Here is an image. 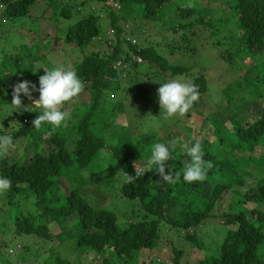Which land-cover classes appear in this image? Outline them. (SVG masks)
Segmentation results:
<instances>
[{"label":"trees","instance_id":"16d2710c","mask_svg":"<svg viewBox=\"0 0 264 264\" xmlns=\"http://www.w3.org/2000/svg\"><path fill=\"white\" fill-rule=\"evenodd\" d=\"M60 1L0 0V37L3 25L32 15L35 6L36 11L41 7L43 21L52 19L48 11L54 7V16L74 18L65 33L51 38L54 43L49 36L38 41L32 34L18 54L0 50V114L2 105L11 102L8 92L13 85L27 80L38 87V75L54 64L47 59L46 49H65L59 35L65 34L63 39L71 50H81V56L66 68L75 70L83 83L78 96L61 108L70 114L64 126L35 128L32 120L38 112L24 113L19 127L11 130L0 123V132L10 134L14 145L2 158L5 163L0 161V177L10 181L9 189L2 192L9 205L8 230L26 240L22 249L10 247L6 225L0 226V264H27V257L40 264H83L80 257L71 260L59 250L70 239L72 249L87 254V264H183V242L203 248L198 232L216 218L223 219L224 236L214 242L216 247L203 248L199 264H264V177L257 175L259 168L249 165L264 154V0ZM216 6L224 11L215 16L212 8ZM109 29L112 36L106 34ZM151 30H161L164 37L157 39L158 32L149 39ZM169 32L178 37L168 41ZM216 46H221L217 56L222 65L249 77L247 91L261 101L260 113L242 116L228 101L220 102L226 121H216L214 127L198 131L201 139H191L199 141L205 153L204 180L187 184L178 178L167 183L153 170L125 182V174L135 176V164L139 170L150 149L143 154L144 149L135 143L140 138L137 135L121 139L117 116L126 112L127 102L154 111L153 96L160 86L155 76L164 82L168 77L183 78L196 86L199 101L209 99L206 68L173 62L170 56L176 51H211ZM27 58L35 65H28ZM119 60L122 65L116 66ZM141 64L146 68H140ZM37 65L38 73H33ZM244 86L235 92L240 93ZM228 87L222 89L221 99L225 100ZM196 112L203 115L200 109ZM104 119L111 139L98 132L99 120ZM155 130L145 134L153 138ZM24 142L29 151L14 150ZM152 143L150 140V147ZM176 154L166 161L165 174L181 171L184 159L189 160L180 148L172 152ZM253 177L257 181L248 184L247 178ZM92 189L104 202L112 200L113 204H98L89 193ZM117 197L123 199L121 204ZM25 203L26 207L34 203V210L25 211ZM66 225L74 230L70 237L64 233ZM7 250L16 255L5 253Z\"/></svg>","mask_w":264,"mask_h":264},{"label":"rangeland","instance_id":"374dc122","mask_svg":"<svg viewBox=\"0 0 264 264\" xmlns=\"http://www.w3.org/2000/svg\"><path fill=\"white\" fill-rule=\"evenodd\" d=\"M67 3H71L70 0H67ZM81 1V0H79ZM86 2H89L88 4H91V2L93 3L92 0H85ZM185 1H189V0H185ZM61 4L66 3V0H61L60 1ZM187 5V4H184ZM36 7L35 6V11L32 12V15L28 16V17H23L21 19H16L14 21L8 22L5 25H3V32H1V37H0V50H8L10 51L9 53H16L18 54V51H22L23 47H21L22 44H24L26 41L30 40V38H32V34H36V38L40 39V37H47L49 36L48 40L51 43H54L55 40H51V38H54L55 35L58 34H62L66 32V27L71 24L72 22H74V18L70 19V20H66L61 18L60 16L57 15H53L55 12V7L53 9H51L50 11H48L49 16L52 17V21L51 20H46L43 21L42 20V9L41 7L37 9L36 11ZM223 7L221 6H216L213 7L212 10L216 15H218L220 12L222 13ZM76 17V16H75ZM59 20V21H58ZM58 21V22H57ZM106 24V23H103ZM53 26H57V30L55 27ZM6 27V28H4ZM107 29V26H103V31H105ZM158 32H160V36L157 37V39H161L162 37H164V34L160 31H154L151 30L149 32H147V34L149 35V39H151V36H155V34H157ZM42 34V35H40ZM167 40L170 41L174 34H171L169 32V34H167ZM52 36V37H50ZM62 36V45L63 48L62 50H54L50 47H48L46 49V52H48V56L47 59L51 60L54 64H60L63 65L64 67H67L70 63H72V61L81 56V50L78 49H72L69 48L70 45L65 43L63 37L64 35H59ZM178 37V35H175L174 38L176 39ZM180 39V38H178ZM45 40V41H48ZM221 49V46H216V49L214 50H204L202 52H198V53H191V52H179L176 51L175 53H173V55L170 56V59L173 62H178L180 64H186V65H192L191 67L193 68L194 66L196 68H201V67H205L206 68V76L208 77V94L207 96L209 97V99L204 100V101H199V98L197 101H199V104L197 106V109L201 110V112L203 113V115H198L196 112V110H191L189 117H186L185 114L183 116H176V117H172V118H167V119H162L161 115H160V107L159 104L157 102V96H155L156 94H154L153 96V105L152 107L154 108V111H143L142 107L141 109H138L137 106L135 105V103H126V112L120 113L117 116V119L115 120V123L117 124L116 128H117V132L118 135L120 136L121 139H131L134 136H138L140 138H136L135 143L136 145H140L141 149H144V155H146V153L148 152L147 149H150V145H149V141H153L154 143L156 142H162V138L161 136H164L165 139H167V141L171 140V139H175V138H179V140L181 142L184 141H190L191 139H201V135L198 133L199 130L201 129H208L209 127H214L213 125H215L219 120L221 121H226L225 120V112L221 111V106H220V102L222 101L223 103H227L229 102V104L233 107V109L238 110L239 112H241L243 115L242 116H249V117H255L260 113V105H261V101L259 99H253V96L251 95V93H249L247 91V86H251V84H246V81L248 80V76H244L242 74L239 73V71H237L234 67L229 66V65H222V63H220L218 61V50ZM26 61L28 62V65L32 66L33 63H31V59L27 58ZM251 64V62H249V65ZM35 65V64H33ZM248 65V66H249ZM40 66V65H39ZM43 66V65H42ZM41 66V67H42ZM38 65L34 66L33 69L34 70H38ZM140 68L145 69L146 68V64H141ZM35 73H38V71H36ZM44 73L40 74L43 75ZM38 75V77L40 76ZM156 79V81L159 82H164L162 77L160 76H155L154 77ZM164 78V77H163ZM168 77L166 79V81L174 79ZM181 80H185L183 78H179ZM233 83V84H232ZM160 84V83H159ZM232 84V85H231ZM228 85H231L228 87ZM240 85H246L244 86V89L240 90V93L235 92L236 89L239 88ZM233 86V87H232ZM224 87H228V93H225V95L223 94L224 99H221V94H222V89ZM226 89V88H225ZM12 93V92H11ZM10 92H8L9 98L10 100H12V95ZM38 92H32V98L36 99L38 98ZM226 96V97H225ZM21 99V107L23 108L24 106L27 105H31L32 101L27 99L26 97L23 96V94H21L20 96ZM228 101V102H227ZM8 104H11V102H9ZM217 104L219 106H217ZM214 107V109H213ZM218 109H215L217 108ZM2 112L0 114V123L1 125H5V128L7 127L8 130H11L12 128H16L17 126L19 127V123L22 119V115L24 113H29L28 115L30 116L31 112L29 111H21V112H15L13 111L11 113L9 106L6 104L2 105ZM212 109L214 110V112H212ZM232 109V110H233ZM70 110V109H69ZM189 112V111H188ZM214 113L212 114L207 120L204 119L206 115H209L210 113ZM224 113V114H223ZM26 114V115H27ZM8 115V116H7ZM205 115V116H204ZM207 117V116H206ZM219 118V119H218ZM100 122V128L98 130V132L102 133H106V136H109L108 138H110L111 134L107 133L108 131L106 130V126H107V120H99ZM215 121V122H214ZM217 121V122H216ZM231 126V123L228 125ZM159 128L160 129L159 131ZM153 129H156L153 133L152 136H147L145 133H147L148 131H151ZM177 132H179V135H174ZM203 132V130H202ZM211 132V131H210ZM142 135V136H139ZM214 134V133H213ZM188 137H190L188 139ZM209 140L212 141L214 139L212 134H209ZM111 139V138H110ZM192 142V140H191ZM153 144V143H152ZM151 144V145H152ZM27 149V143L24 142L22 144H18L16 146V148H14V150H18V151H23L24 149ZM177 148H179V146H177ZM176 148V149H177ZM29 151V150H28ZM182 152V151H181ZM8 153V152H7ZM6 154H2L0 155V161H1V165H3L5 162L2 160V158L5 156ZM11 152H9V156H11ZM143 155V156H144ZM178 154L176 155H172V157H170V161L173 160V158L177 157ZM12 158V157H11ZM257 163L255 164H249L250 167L252 168H259V171H257V175H262V177H264V154H260L257 157ZM189 162V160H187L186 158L184 159L183 163L186 165ZM243 162V161H242ZM102 163H105L104 161ZM182 163V164H183ZM246 164V163H245ZM241 169V168H240ZM257 181L256 177L253 178H247V183L248 184H254ZM96 192V191H95ZM93 193V189L92 191L89 190L90 194H94L96 196V193ZM231 196L233 197L234 194H231ZM235 197V196H234ZM96 201L98 204H105L107 203L106 201L104 202L103 197L100 194H97L96 196ZM117 201L118 204H121L123 199L117 197ZM110 202H112V200L108 201L107 206H111L113 203L110 204ZM127 203V202H125ZM30 206V205H29ZM119 206V205H118ZM9 205L6 201V198L4 197V195L2 193H0V214H1V220H0V226H4L6 225V233L7 234V238L6 240H8L10 247H14L17 249H22L23 248V243L22 241H24L26 243L25 240V236H17L14 234H11L10 230H8V228L10 227V223L8 222L9 219L6 216V208H8ZM246 207L248 208L247 204ZM23 208H25L27 211V209L30 210H34L35 208V204L32 203L30 207H26V203L23 204ZM37 209H41L40 207L36 206ZM121 208V205L119 207H117V209ZM116 209V210H117ZM221 210L218 207L217 208V213H220ZM8 219V220H7ZM209 223L210 224H205L201 230H199L198 232V236L203 240L204 242V247L206 250L211 247H216L217 245L214 243L216 240H221L224 236V231H225V227H224V222L223 219L221 218H216L214 220H210ZM66 227L68 229L64 230L66 232L65 235L67 237H70L71 234H74V230L71 226L66 225ZM57 232H60V229H57ZM70 243H68V245H63L59 248V250L61 251L62 255L65 257L70 258L71 260H77V257H80L82 259L83 264H87L88 262V256L86 253H82L80 252L79 248H74L72 249L71 245H72V239H70ZM68 241H65V243H67ZM206 244V245H205ZM184 248H185V254L183 256V264H199V262L201 261L203 255H204V249L203 248H199L197 245H192L191 242L185 240L183 242ZM168 246V245H167ZM5 253L9 254L10 251L7 250ZM10 255L15 256L13 252L10 253ZM142 255H145V253H142ZM151 257L153 256V254L150 255ZM29 259L27 261V264H40L37 263L36 260L34 261V259L32 260V258H28Z\"/></svg>","mask_w":264,"mask_h":264},{"label":"clouds","instance_id":"9594fccd","mask_svg":"<svg viewBox=\"0 0 264 264\" xmlns=\"http://www.w3.org/2000/svg\"><path fill=\"white\" fill-rule=\"evenodd\" d=\"M38 70L32 69L33 73ZM43 70L44 74L38 77V87L27 80L13 85L11 104L7 103V105L11 113L13 111L18 113L21 111L38 112V115L32 120V125L35 128H39L42 124L52 127L64 126L67 124L70 114L67 111H62L61 108L65 102L78 96L82 91L83 83L75 70L60 64H53L52 67ZM159 83L157 102L162 119L183 116L198 99L199 94L196 86L189 81L174 78ZM32 92H38V98L33 99ZM21 94L32 101L31 105L21 107ZM177 146L189 158V162L181 171H176L175 174L169 171L165 174V163L172 157V152ZM13 147L12 136L7 132H0V155L7 153ZM204 155L199 141L181 142L179 138H175L153 143L150 154L139 170L135 164V176L125 174V182L130 183L137 177L153 170L158 172L162 181L167 183H173L178 178H182L187 184L202 181L207 172L203 161ZM9 187L10 181L0 177V193L7 191Z\"/></svg>","mask_w":264,"mask_h":264},{"label":"built area","instance_id":"2783aa9c","mask_svg":"<svg viewBox=\"0 0 264 264\" xmlns=\"http://www.w3.org/2000/svg\"><path fill=\"white\" fill-rule=\"evenodd\" d=\"M114 5H115L116 7H120L118 1H114ZM107 34H108V36H112L113 31L110 29V30L107 31ZM131 40H132L133 42H135V41H136V38H131ZM136 58H137V61H139V62L142 61V58H141L140 56H137ZM120 65H122V61H121V60H119V61L116 63V66H120Z\"/></svg>","mask_w":264,"mask_h":264},{"label":"crops","instance_id":"0c3cea01","mask_svg":"<svg viewBox=\"0 0 264 264\" xmlns=\"http://www.w3.org/2000/svg\"><path fill=\"white\" fill-rule=\"evenodd\" d=\"M107 29H108V28H107ZM107 29H106V30H107ZM109 30H110V29H109ZM106 34H107V33H106Z\"/></svg>","mask_w":264,"mask_h":264}]
</instances>
